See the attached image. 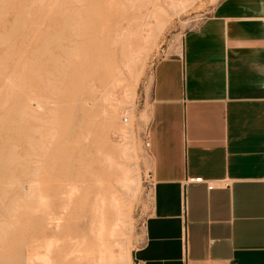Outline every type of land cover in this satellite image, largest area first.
<instances>
[{
    "label": "rangeland",
    "instance_id": "374dc122",
    "mask_svg": "<svg viewBox=\"0 0 264 264\" xmlns=\"http://www.w3.org/2000/svg\"><path fill=\"white\" fill-rule=\"evenodd\" d=\"M219 1L0 0V264H137L153 71Z\"/></svg>",
    "mask_w": 264,
    "mask_h": 264
},
{
    "label": "crops",
    "instance_id": "0c3cea01",
    "mask_svg": "<svg viewBox=\"0 0 264 264\" xmlns=\"http://www.w3.org/2000/svg\"><path fill=\"white\" fill-rule=\"evenodd\" d=\"M150 103L152 203L136 263L264 264V0H220L156 64Z\"/></svg>",
    "mask_w": 264,
    "mask_h": 264
},
{
    "label": "built area",
    "instance_id": "2783aa9c",
    "mask_svg": "<svg viewBox=\"0 0 264 264\" xmlns=\"http://www.w3.org/2000/svg\"><path fill=\"white\" fill-rule=\"evenodd\" d=\"M148 145L149 143L147 142L146 146ZM186 183L204 184L206 185L209 191L214 190V189L227 188L229 186V183L226 180L210 181V180H204L202 178L187 179ZM182 216L183 217L187 216V205L185 201L183 202V206H182Z\"/></svg>",
    "mask_w": 264,
    "mask_h": 264
},
{
    "label": "bare ground",
    "instance_id": "6f19581e",
    "mask_svg": "<svg viewBox=\"0 0 264 264\" xmlns=\"http://www.w3.org/2000/svg\"><path fill=\"white\" fill-rule=\"evenodd\" d=\"M165 1V0H164ZM173 1H176V0H173ZM167 2H169V1H167ZM179 2V1H178ZM172 3V2H171ZM175 3V2H174ZM37 246V245H36ZM39 249V248H38ZM31 252V254L33 253V255H36V253H37V248H34V246L32 247V249L30 250ZM33 255H30L31 257L33 256ZM30 257V258H31Z\"/></svg>",
    "mask_w": 264,
    "mask_h": 264
}]
</instances>
